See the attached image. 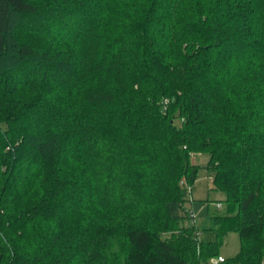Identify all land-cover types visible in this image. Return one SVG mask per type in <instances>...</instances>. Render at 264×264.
<instances>
[{"label":"trees","instance_id":"1","mask_svg":"<svg viewBox=\"0 0 264 264\" xmlns=\"http://www.w3.org/2000/svg\"><path fill=\"white\" fill-rule=\"evenodd\" d=\"M220 257L264 264V0H0V264Z\"/></svg>","mask_w":264,"mask_h":264},{"label":"rangeland","instance_id":"2","mask_svg":"<svg viewBox=\"0 0 264 264\" xmlns=\"http://www.w3.org/2000/svg\"><path fill=\"white\" fill-rule=\"evenodd\" d=\"M210 160V155L205 153L192 157V163L200 167L199 177L191 187L186 186L184 190L185 199L189 202L187 208L195 212L198 222L214 215H222L227 211L223 202L226 199L225 194L216 190L211 172L208 169ZM219 203H222L224 207L218 208ZM204 237L208 240L214 239L212 234H205ZM240 246L239 234H229L221 248V256L225 258L234 257L240 251Z\"/></svg>","mask_w":264,"mask_h":264},{"label":"built area","instance_id":"3","mask_svg":"<svg viewBox=\"0 0 264 264\" xmlns=\"http://www.w3.org/2000/svg\"><path fill=\"white\" fill-rule=\"evenodd\" d=\"M218 207L221 208L222 204H218ZM225 260L223 257H220L217 261L214 262V264L223 263Z\"/></svg>","mask_w":264,"mask_h":264}]
</instances>
